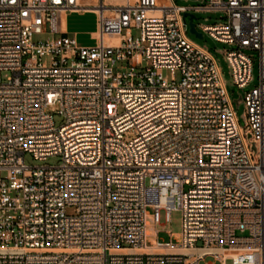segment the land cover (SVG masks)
Segmentation results:
<instances>
[{
    "label": "built area",
    "instance_id": "obj_1",
    "mask_svg": "<svg viewBox=\"0 0 264 264\" xmlns=\"http://www.w3.org/2000/svg\"><path fill=\"white\" fill-rule=\"evenodd\" d=\"M196 1L100 0L85 46L77 0H0V264H264V0ZM186 12L229 45L246 127Z\"/></svg>",
    "mask_w": 264,
    "mask_h": 264
},
{
    "label": "rangeland",
    "instance_id": "obj_2",
    "mask_svg": "<svg viewBox=\"0 0 264 264\" xmlns=\"http://www.w3.org/2000/svg\"><path fill=\"white\" fill-rule=\"evenodd\" d=\"M176 2L180 5H196V4L201 3L200 1H196V0H176ZM220 14L221 13H217V14L198 13V17L200 19H204L206 16H209L210 22H213L217 20V17H219ZM66 18L69 21L70 29L72 31L73 30L80 31L79 40L81 43L86 44V45L95 44L96 39L94 38V35L98 29L97 13L84 12L81 15H78L76 13L75 14L70 13V15L66 16ZM133 33H134V36L139 35V31L137 30H134ZM191 36L194 39H196L199 43L207 46L214 52L222 68L223 77L225 79L227 89L235 103L236 109L240 117L241 124L244 127H246L247 126V121L245 118L246 105H245L244 100L241 99V95L244 93L245 88L238 86L233 80L232 69L225 55V49L228 48L229 45L227 43L216 40L209 34H205L203 39L196 37L195 34H191ZM45 37L46 35L44 34H37L35 35L34 38L36 40H40V39H44ZM165 75L169 76L168 71H165ZM259 76H260V68H259L258 61H256L255 66H254L255 79L251 85L259 83ZM3 77L6 78L7 73H4ZM56 109H57L56 106L49 108V110L54 113L56 125L59 126L63 123V117L59 115L58 113H56ZM131 136H132L131 133L127 134V137H131ZM26 161L30 164H43V163L53 164V163H57L59 161V158L56 156H53V157H49L48 160L46 161H41V160L34 159V157L28 153L26 154ZM69 212L73 213L74 211L72 208H70ZM171 216H172L171 221H167L165 211L164 210L161 211V221L157 226V228L160 230L159 236L162 239L170 240L171 235L168 231H171L174 242L180 243L182 241V235H181L182 233V211L180 209L174 210ZM149 220L151 221V225L148 227L149 233H150L148 238L150 242L154 243L156 242V234H155L156 228L152 225L154 224V221L151 218H149ZM239 233H242V232H239ZM244 233H247V232H244ZM212 259H213L212 256L207 257L208 261ZM204 263L205 262H202L201 264H204ZM228 264H231V262H229Z\"/></svg>",
    "mask_w": 264,
    "mask_h": 264
},
{
    "label": "crops",
    "instance_id": "obj_3",
    "mask_svg": "<svg viewBox=\"0 0 264 264\" xmlns=\"http://www.w3.org/2000/svg\"><path fill=\"white\" fill-rule=\"evenodd\" d=\"M77 1H78V4L81 6V8L78 9V10L64 12L62 14V24H63V27H64V30H65L66 34L74 36L80 45L90 46V45H93V44L86 45V44H83V43L80 42V40H79L80 39L79 38L80 31L79 30H73L72 31L70 29L69 21L66 18V16L70 15V13H74V14L76 13L78 15H81L84 12L96 13L94 11L93 7L96 6L100 2V0H77Z\"/></svg>",
    "mask_w": 264,
    "mask_h": 264
},
{
    "label": "water",
    "instance_id": "obj_4",
    "mask_svg": "<svg viewBox=\"0 0 264 264\" xmlns=\"http://www.w3.org/2000/svg\"><path fill=\"white\" fill-rule=\"evenodd\" d=\"M186 16H189V17H190V21H189V23H190V25H191V32H192L193 34H195L196 37H198V38H200V39H203V38H204V34L196 29V23H195V21H194V19L196 18V15H195L194 13L186 12V13H185V17H186ZM245 118H246V121H247V116H246V114H245ZM248 136H249V138H251V137H252V134L249 132ZM252 144H253V148L256 150V149H257L256 141H252Z\"/></svg>",
    "mask_w": 264,
    "mask_h": 264
},
{
    "label": "bare ground",
    "instance_id": "obj_5",
    "mask_svg": "<svg viewBox=\"0 0 264 264\" xmlns=\"http://www.w3.org/2000/svg\"><path fill=\"white\" fill-rule=\"evenodd\" d=\"M170 250H173V251H182V249H179V248H172ZM185 251V250H184Z\"/></svg>",
    "mask_w": 264,
    "mask_h": 264
}]
</instances>
